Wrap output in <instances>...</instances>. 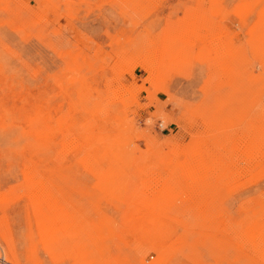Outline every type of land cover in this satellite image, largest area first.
<instances>
[{
  "label": "rangeland",
  "instance_id": "rangeland-1",
  "mask_svg": "<svg viewBox=\"0 0 264 264\" xmlns=\"http://www.w3.org/2000/svg\"><path fill=\"white\" fill-rule=\"evenodd\" d=\"M0 264H264V0H0Z\"/></svg>",
  "mask_w": 264,
  "mask_h": 264
}]
</instances>
